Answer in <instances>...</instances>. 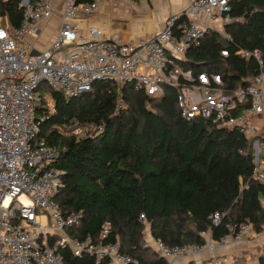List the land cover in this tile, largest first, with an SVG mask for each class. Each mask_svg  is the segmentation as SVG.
<instances>
[{
	"label": "trees",
	"instance_id": "16d2710c",
	"mask_svg": "<svg viewBox=\"0 0 264 264\" xmlns=\"http://www.w3.org/2000/svg\"><path fill=\"white\" fill-rule=\"evenodd\" d=\"M20 1L0 0V15L12 28L21 21ZM230 5L234 20L223 29L230 39L210 29L199 46L172 57L174 65L191 72L192 81L181 77L179 88L166 84L161 96L114 81L97 80L92 91L71 98L41 85L35 105L38 137L58 148L54 165L64 173V188L55 201L63 213L82 212L79 227L70 234L97 238L109 221L107 241L118 242L122 252L144 264H167L143 246L141 213L152 236L168 245L205 243V232L216 239L227 223L249 222L256 232L264 226V185L251 178L256 137L201 118H183L176 101L182 88L200 84L201 75L211 85V77L218 75L228 93L246 88L259 73L254 54L264 60V0H230ZM91 125L103 129L91 137L74 133L76 127ZM242 184L247 188L241 190ZM215 212L222 215L218 225L210 218ZM68 251L66 264H93ZM257 264H264V255Z\"/></svg>",
	"mask_w": 264,
	"mask_h": 264
},
{
	"label": "built area",
	"instance_id": "2783aa9c",
	"mask_svg": "<svg viewBox=\"0 0 264 264\" xmlns=\"http://www.w3.org/2000/svg\"><path fill=\"white\" fill-rule=\"evenodd\" d=\"M104 1L108 0H61L58 6L56 0H21L17 28L0 15V264H66L68 250L73 257L91 258L93 264H144L122 252L118 242L107 241L109 221L101 225L97 238L69 233L79 227L82 212L63 213L55 201L64 188V173L54 165L60 156L58 148L38 137L40 118L35 105L40 87L47 85L71 98L92 91L97 80L114 81L120 86L133 83L148 95L161 96L166 84L179 88L181 77L192 81L191 72L174 65L172 57L181 58L199 46L210 29L230 39L223 29L234 17L230 0H191L179 14L169 16L163 28L145 39L125 42L92 24L85 31L80 29L79 16L86 21ZM55 10L60 12L57 32L47 46L38 49L33 40L41 35L39 24ZM33 50L37 54L32 55ZM254 56L260 71L246 88L227 93L218 75L211 77L214 85L201 75L200 84L182 88L176 101L183 118H201L255 136L251 178L264 185V60L259 52ZM252 117L262 118L260 133L247 131ZM102 129V125L76 127L74 133L91 137ZM245 188L242 184L241 190ZM210 218L218 225L222 215L215 212ZM139 220L144 225L143 246H151L169 264L203 254L208 258L201 264H219L217 249L241 242L249 233L264 236V226L256 232L249 222L227 223L216 239L210 235L202 244L168 245L152 236L143 213Z\"/></svg>",
	"mask_w": 264,
	"mask_h": 264
},
{
	"label": "crops",
	"instance_id": "0c3cea01",
	"mask_svg": "<svg viewBox=\"0 0 264 264\" xmlns=\"http://www.w3.org/2000/svg\"><path fill=\"white\" fill-rule=\"evenodd\" d=\"M190 1L135 0L130 3L124 0H108L102 2L96 12L86 18V21L83 20V16H79L77 23L82 31H85L86 27L92 24L111 38L117 36L125 42H134L145 39L152 32L163 28L167 18L179 14ZM59 20L60 12L55 10L50 19L40 22L41 35L38 39L33 40L36 48L42 49L51 42L57 32ZM210 235L211 233L209 232L203 233L206 242ZM262 240H264V236L249 233L241 242L231 243L224 248L217 249L216 255L219 264L228 263L231 257L236 255L231 250L235 247L238 248L239 255H242L240 253L243 250H263L261 246ZM150 243L152 245L153 241H150ZM207 258L208 255L203 254L201 256L174 260L170 264H201ZM167 264H169L168 261Z\"/></svg>",
	"mask_w": 264,
	"mask_h": 264
},
{
	"label": "rangeland",
	"instance_id": "374dc122",
	"mask_svg": "<svg viewBox=\"0 0 264 264\" xmlns=\"http://www.w3.org/2000/svg\"><path fill=\"white\" fill-rule=\"evenodd\" d=\"M56 3L58 4V6H60L61 0H56ZM47 98L49 99L48 101H46L47 106L49 107V109H51L52 108V101L50 98V94L47 95ZM248 122H249V125H247V127H246L247 131H251V133H260L262 131V129H263L262 118L252 117L249 119ZM261 246H262L263 250H254V251L243 250L240 253L242 255H239V251H237L238 248L235 247L231 250L236 255L231 254V255H233V257H231L230 260L228 259L229 260L228 263H225V264H257L258 258L261 255H264V240L261 241ZM235 251H237V252L235 253Z\"/></svg>",
	"mask_w": 264,
	"mask_h": 264
},
{
	"label": "water",
	"instance_id": "95a60500",
	"mask_svg": "<svg viewBox=\"0 0 264 264\" xmlns=\"http://www.w3.org/2000/svg\"><path fill=\"white\" fill-rule=\"evenodd\" d=\"M31 54L34 55V54H37V52L33 50V51L31 52Z\"/></svg>",
	"mask_w": 264,
	"mask_h": 264
}]
</instances>
